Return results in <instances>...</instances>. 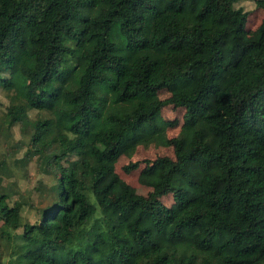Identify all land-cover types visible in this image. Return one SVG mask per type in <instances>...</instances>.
Here are the masks:
<instances>
[{
  "label": "trees",
  "instance_id": "1",
  "mask_svg": "<svg viewBox=\"0 0 264 264\" xmlns=\"http://www.w3.org/2000/svg\"><path fill=\"white\" fill-rule=\"evenodd\" d=\"M238 1L0 0L9 124L50 113L28 146L55 180L33 224L0 194L8 264H264V19L248 31ZM160 139L172 158L123 167L144 198L114 161Z\"/></svg>",
  "mask_w": 264,
  "mask_h": 264
},
{
  "label": "rangeland",
  "instance_id": "2",
  "mask_svg": "<svg viewBox=\"0 0 264 264\" xmlns=\"http://www.w3.org/2000/svg\"><path fill=\"white\" fill-rule=\"evenodd\" d=\"M235 7H242L249 13L247 29L254 31L264 19V10L256 5V0H239ZM161 100L169 98L170 94L162 90L158 93ZM19 104V99L14 91L0 87V194L7 195V202L11 206L19 203L21 207L22 223L33 224L39 219L40 211L52 207L55 203L51 187L55 184L52 176L44 174L37 168V157L31 156L28 146L31 136V124L38 119H46L50 113L45 111L28 110V125L21 126L20 123L9 124L10 112ZM183 109L172 110L167 107L161 112L162 119L166 122L176 123L174 126H166L164 136L167 139L178 135L183 122ZM161 138V137H160ZM156 157H173V149L164 141L156 140L147 146L137 145L130 156H121L114 161L116 173L133 187L136 193L148 198L151 189L139 183V175L143 168L140 164L137 169L126 173L123 167L130 162H142L143 160H154ZM167 206L173 205L172 196L162 198ZM0 222V226H1ZM18 229L14 233H21ZM6 242L0 236V264H8L9 251ZM196 264L203 259V254L195 253Z\"/></svg>",
  "mask_w": 264,
  "mask_h": 264
}]
</instances>
